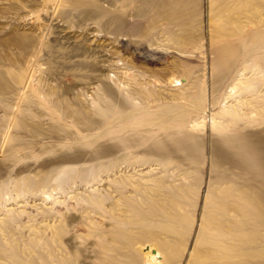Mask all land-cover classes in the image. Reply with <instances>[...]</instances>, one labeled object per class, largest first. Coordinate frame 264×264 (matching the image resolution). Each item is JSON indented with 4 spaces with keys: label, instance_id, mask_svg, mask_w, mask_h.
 Wrapping results in <instances>:
<instances>
[{
    "label": "rangeland",
    "instance_id": "obj_1",
    "mask_svg": "<svg viewBox=\"0 0 264 264\" xmlns=\"http://www.w3.org/2000/svg\"><path fill=\"white\" fill-rule=\"evenodd\" d=\"M263 128L264 0H0V264H264Z\"/></svg>",
    "mask_w": 264,
    "mask_h": 264
},
{
    "label": "bare ground",
    "instance_id": "obj_2",
    "mask_svg": "<svg viewBox=\"0 0 264 264\" xmlns=\"http://www.w3.org/2000/svg\"><path fill=\"white\" fill-rule=\"evenodd\" d=\"M213 154L217 166L228 163L247 171L249 180L243 184L255 195L256 205L254 208L258 213L254 208L252 209L256 211L255 215L264 217V128L257 132H248L240 137L233 136L217 140ZM249 254L264 257V249L260 251L258 248L257 251L254 250Z\"/></svg>",
    "mask_w": 264,
    "mask_h": 264
}]
</instances>
